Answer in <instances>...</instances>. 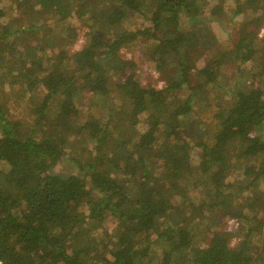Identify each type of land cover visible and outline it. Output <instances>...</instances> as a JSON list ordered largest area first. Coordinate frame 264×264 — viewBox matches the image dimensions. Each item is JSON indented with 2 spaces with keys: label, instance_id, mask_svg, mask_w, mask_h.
<instances>
[{
  "label": "trees",
  "instance_id": "obj_1",
  "mask_svg": "<svg viewBox=\"0 0 264 264\" xmlns=\"http://www.w3.org/2000/svg\"><path fill=\"white\" fill-rule=\"evenodd\" d=\"M245 1L233 0L225 20L231 38L244 19L228 53L199 0H0V20L16 11L19 22L0 27V87L11 94L0 93L2 264H264L251 256L264 229V0ZM165 13L180 18L169 34L158 32ZM75 18L88 30L70 51ZM122 48L141 53L164 85H141ZM198 85L215 101L209 121L195 120L210 146L188 184L190 168L176 162ZM180 189L208 199L179 200ZM108 216L115 227L103 243L93 232Z\"/></svg>",
  "mask_w": 264,
  "mask_h": 264
},
{
  "label": "rangeland",
  "instance_id": "obj_2",
  "mask_svg": "<svg viewBox=\"0 0 264 264\" xmlns=\"http://www.w3.org/2000/svg\"><path fill=\"white\" fill-rule=\"evenodd\" d=\"M200 3H203L205 5L204 8V15L210 17V20H208L209 27L211 31L216 35V39L218 41V44H222V47H226L228 45V48L226 52L230 53L233 50V47L231 44L233 43V39H235L238 36V28L240 27V23L242 18L237 17L236 23L233 25V28L231 29L230 35L231 38L228 37L227 30L229 28V24L225 25V20L230 14L229 9L233 5V0H199ZM259 2V0H246L243 2V6L251 7L256 5ZM173 15L170 13H165L162 15L158 32L164 31L165 33L169 34L173 30H176L177 23H179L180 18H177L178 21L172 19ZM216 19H223L222 22H218ZM133 23H139V21L134 18L131 19ZM183 20V19H182ZM9 27H14L18 25V18L16 11L12 12L11 17H9L6 20ZM2 20H0V27L3 25ZM52 24V23H51ZM75 27L74 33H76V36L74 39L67 45L68 50L74 51L79 50L85 43L86 39V32L88 30L87 23L82 22L78 19H73L70 23ZM243 25V24H242ZM249 27H252L254 25H248ZM54 27L58 30L62 27L60 25L56 26L54 24ZM264 28L259 27L257 30L258 37H261L263 34ZM235 52H237L235 50ZM120 59H131L135 62V66L131 70H127V72L134 73V77L141 83V85L148 86V87H155V88H161L165 80L164 78L153 68L151 64H149L145 57L141 55L139 52H131L126 48H122L120 50ZM223 64V72L225 74V77H229L231 74L234 73V63L237 60L235 58L234 54H230L228 57L225 58ZM203 61V59H199L197 61L198 64H200ZM252 62L249 63V65L244 68H252ZM252 66V67H251ZM230 80H235V76L230 78ZM192 82H196L194 78L192 79ZM248 78L245 76H242V78L238 81V85L242 89H247ZM187 90H182V93H185ZM195 109L193 110L192 117H189V119H185L183 121V151L181 154H179V158L176 162V167L187 169L190 168L188 171L190 174L188 175V178L186 179L188 181V184L192 183L199 175L197 172V164L199 157L203 153L204 149H208L210 146V142L204 137L200 124H197L195 120L207 122L210 120L212 116V109L214 108V91L210 89H206L204 86L198 85L195 89ZM0 93L2 94V97H4L5 100L10 101L11 100V94L9 93V89H7L6 86L0 87ZM83 103V102H82ZM11 109H13L14 113L22 117V119H25L28 115L27 111L25 110V106L17 107V105L12 104ZM256 122V120L253 118L248 122V125H253ZM189 165V166H188ZM191 165V167H190ZM56 169L62 173H69L71 171V168L69 165L63 161H59L56 165ZM231 179H224L223 183L229 182ZM201 181V178L199 179ZM191 188V187H190ZM191 190V189H190ZM189 190V196L185 194V190L182 189L179 190L177 193V197L179 200L187 199V200H197L200 197H203L205 200L208 199V192L205 190H201L200 192L195 189L190 191ZM217 212V211H216ZM259 215L261 219H264V205L259 210ZM243 215L238 214L234 217L235 221L233 223H226L224 228L228 231H232L236 226H238L239 222H241ZM115 227V220L113 217H106L103 221V223L100 225V227L93 232V235L98 236L100 240H102L103 243H106L108 241V237L114 230ZM263 234L260 237H251V241L257 246H254V252L251 253V256L253 257L254 261H260L264 257V229ZM238 241L237 238H233L231 240V244H236ZM196 260L199 263L203 262H215L213 258H205L204 254L198 253L196 255Z\"/></svg>",
  "mask_w": 264,
  "mask_h": 264
},
{
  "label": "built area",
  "instance_id": "obj_3",
  "mask_svg": "<svg viewBox=\"0 0 264 264\" xmlns=\"http://www.w3.org/2000/svg\"><path fill=\"white\" fill-rule=\"evenodd\" d=\"M235 221V219H230L229 221H228V223H233ZM0 264H2V260H0Z\"/></svg>",
  "mask_w": 264,
  "mask_h": 264
}]
</instances>
